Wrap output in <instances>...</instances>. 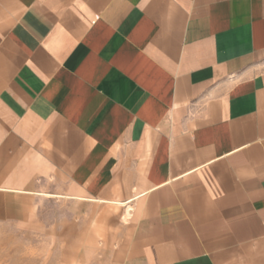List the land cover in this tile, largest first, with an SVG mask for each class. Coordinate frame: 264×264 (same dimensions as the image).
<instances>
[{
  "label": "crops",
  "instance_id": "crops-1",
  "mask_svg": "<svg viewBox=\"0 0 264 264\" xmlns=\"http://www.w3.org/2000/svg\"><path fill=\"white\" fill-rule=\"evenodd\" d=\"M36 194L123 207L110 264H264V0H0V210Z\"/></svg>",
  "mask_w": 264,
  "mask_h": 264
},
{
  "label": "rangeland",
  "instance_id": "rangeland-1",
  "mask_svg": "<svg viewBox=\"0 0 264 264\" xmlns=\"http://www.w3.org/2000/svg\"><path fill=\"white\" fill-rule=\"evenodd\" d=\"M3 206L0 264H110L132 222L123 207L38 194Z\"/></svg>",
  "mask_w": 264,
  "mask_h": 264
},
{
  "label": "bare ground",
  "instance_id": "bare-ground-1",
  "mask_svg": "<svg viewBox=\"0 0 264 264\" xmlns=\"http://www.w3.org/2000/svg\"><path fill=\"white\" fill-rule=\"evenodd\" d=\"M44 197H51V196H49V195H44ZM117 205V204H116ZM118 206V205H117Z\"/></svg>",
  "mask_w": 264,
  "mask_h": 264
}]
</instances>
